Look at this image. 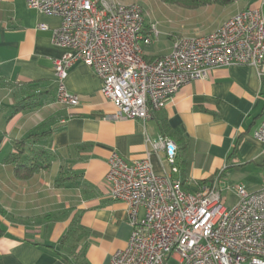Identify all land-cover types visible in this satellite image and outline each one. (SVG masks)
Returning a JSON list of instances; mask_svg holds the SVG:
<instances>
[{
    "label": "crops",
    "instance_id": "crops-1",
    "mask_svg": "<svg viewBox=\"0 0 264 264\" xmlns=\"http://www.w3.org/2000/svg\"><path fill=\"white\" fill-rule=\"evenodd\" d=\"M124 1L140 7L146 3ZM259 5L264 11V0L195 10H202L197 22L215 20L199 36ZM41 24L55 29L60 21L30 10L25 0H0V264H109L131 233L126 204L109 197L105 182L111 153L129 164L149 154L152 172L179 181L187 192L215 183L226 207L238 202L236 188L249 193L262 189L264 148L254 133L264 116V68L213 69L206 79L180 89L146 122L115 121V107L81 62L65 80L79 105L56 102L53 61L65 50L53 45L49 31L38 30ZM149 25L144 17V35ZM160 39L143 47L146 61L168 54L172 39L165 44ZM30 135V147L44 151L49 164L19 180L10 158L16 153L14 144ZM160 139L175 145L174 165L164 151L153 149Z\"/></svg>",
    "mask_w": 264,
    "mask_h": 264
},
{
    "label": "built area",
    "instance_id": "built-area-1",
    "mask_svg": "<svg viewBox=\"0 0 264 264\" xmlns=\"http://www.w3.org/2000/svg\"><path fill=\"white\" fill-rule=\"evenodd\" d=\"M30 10L59 19L49 31L54 46L65 50L53 61L56 102L76 107L77 96L65 86L69 69L87 65L100 81L101 95L115 107L112 120L146 122L184 86L230 66L264 68L262 5L244 9L214 32L174 37L168 54L146 61L143 47L160 33L150 24L144 35L140 6L109 0H25ZM254 139L264 148V116ZM174 165L175 145L160 139ZM175 172V169L173 170ZM105 182L109 197L127 206L131 229L125 247L109 264H264V186L249 193L236 188L238 202L226 207L216 184L187 192L170 176H156L146 158L127 163L116 153L108 159Z\"/></svg>",
    "mask_w": 264,
    "mask_h": 264
},
{
    "label": "rangeland",
    "instance_id": "rangeland-1",
    "mask_svg": "<svg viewBox=\"0 0 264 264\" xmlns=\"http://www.w3.org/2000/svg\"><path fill=\"white\" fill-rule=\"evenodd\" d=\"M128 1V0H127ZM131 1V0H129ZM144 6L141 7L147 24L157 25L160 32V43L165 44L174 37H197L200 34L206 33L215 24V20L200 18L199 22L196 17L202 10H186L165 5L159 0H145ZM158 1V2H157ZM122 4H128L124 0H119ZM138 5L137 3H131ZM195 13L192 19L188 14Z\"/></svg>",
    "mask_w": 264,
    "mask_h": 264
},
{
    "label": "trees",
    "instance_id": "trees-1",
    "mask_svg": "<svg viewBox=\"0 0 264 264\" xmlns=\"http://www.w3.org/2000/svg\"><path fill=\"white\" fill-rule=\"evenodd\" d=\"M159 2L186 10H197L208 6L225 7L231 5L235 0H159ZM34 135H30L14 144L15 154L10 158L14 163V174L19 180H28L41 169L49 164V157L42 150L33 151L31 144ZM61 179L56 180V184H60ZM3 236V228L0 224V237ZM67 240V235L61 240L60 245Z\"/></svg>",
    "mask_w": 264,
    "mask_h": 264
}]
</instances>
